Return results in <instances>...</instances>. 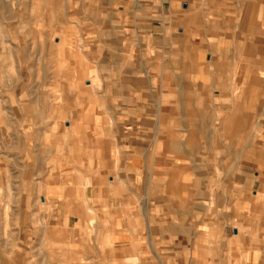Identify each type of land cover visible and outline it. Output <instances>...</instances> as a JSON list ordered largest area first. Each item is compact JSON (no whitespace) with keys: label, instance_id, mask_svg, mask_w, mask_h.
<instances>
[{"label":"crops","instance_id":"crops-1","mask_svg":"<svg viewBox=\"0 0 264 264\" xmlns=\"http://www.w3.org/2000/svg\"><path fill=\"white\" fill-rule=\"evenodd\" d=\"M38 20L0 23V264H264V0Z\"/></svg>","mask_w":264,"mask_h":264},{"label":"rangeland","instance_id":"rangeland-1","mask_svg":"<svg viewBox=\"0 0 264 264\" xmlns=\"http://www.w3.org/2000/svg\"><path fill=\"white\" fill-rule=\"evenodd\" d=\"M62 3L63 0H0V23L13 25L20 22L23 28L22 34L28 33L30 29L33 30L34 34L36 24H41V21L38 19L42 18V15L46 13V11L52 12L53 8H58ZM31 23H33L34 26L30 27ZM1 192H3V190ZM3 203V197L0 193V204L3 205ZM7 208H9V205H7ZM12 217V212H8L7 216L1 213L0 222L8 224ZM9 230H12L10 223L6 231L8 232ZM7 264H11V262L9 261ZM25 264H31V262L27 259ZM32 264H46V261H39L34 258ZM54 264L65 263L55 261ZM89 264L95 263L94 261H90ZM106 264H109V261H106Z\"/></svg>","mask_w":264,"mask_h":264}]
</instances>
